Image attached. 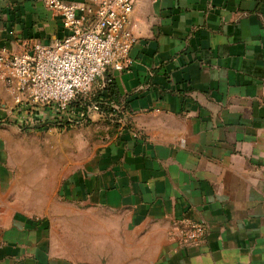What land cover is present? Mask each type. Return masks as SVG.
Masks as SVG:
<instances>
[{
    "label": "crops",
    "instance_id": "0c3cea01",
    "mask_svg": "<svg viewBox=\"0 0 264 264\" xmlns=\"http://www.w3.org/2000/svg\"><path fill=\"white\" fill-rule=\"evenodd\" d=\"M127 28L122 124L87 170L36 157L0 85V264H264V0H135ZM65 34L44 0H0V48ZM185 217L200 245L172 236Z\"/></svg>",
    "mask_w": 264,
    "mask_h": 264
},
{
    "label": "built area",
    "instance_id": "2783aa9c",
    "mask_svg": "<svg viewBox=\"0 0 264 264\" xmlns=\"http://www.w3.org/2000/svg\"><path fill=\"white\" fill-rule=\"evenodd\" d=\"M44 1L64 37L51 45L31 43L21 52L0 48V85L14 100L11 119L21 130L69 129L102 115L97 104L75 108L73 103L110 70L122 72L134 64L137 38L127 25L135 0ZM206 235L201 221L185 217L173 224L172 236L183 246L200 245Z\"/></svg>",
    "mask_w": 264,
    "mask_h": 264
},
{
    "label": "rangeland",
    "instance_id": "374dc122",
    "mask_svg": "<svg viewBox=\"0 0 264 264\" xmlns=\"http://www.w3.org/2000/svg\"><path fill=\"white\" fill-rule=\"evenodd\" d=\"M107 74L95 83L90 93L80 96L78 99L90 100L96 92L103 88ZM118 110L119 114H115L113 118L99 117L87 125L71 130L47 128L44 131H28L15 127L11 129L18 133L19 140L26 142L31 147L30 151L36 157L44 159L46 162L57 156L59 149L60 153L64 150L61 155L67 158L66 173L67 176H70L76 172L87 170L101 148L108 142V134L113 130V126H121L122 123H116L122 121L123 117L120 113L122 110ZM4 127L7 128V126Z\"/></svg>",
    "mask_w": 264,
    "mask_h": 264
},
{
    "label": "trees",
    "instance_id": "16d2710c",
    "mask_svg": "<svg viewBox=\"0 0 264 264\" xmlns=\"http://www.w3.org/2000/svg\"><path fill=\"white\" fill-rule=\"evenodd\" d=\"M107 73L108 74L105 80V85H106L105 88L96 92L90 98V100H83L77 98V100L73 103V106L75 108L78 107L81 108L83 104H88V105L97 104L100 107L102 116H104L103 118L109 116L105 119L113 118L115 114H119L118 113L119 110L116 107L117 106L121 107L122 102L118 94V88L111 72H107ZM120 113H122L123 115V112Z\"/></svg>",
    "mask_w": 264,
    "mask_h": 264
}]
</instances>
